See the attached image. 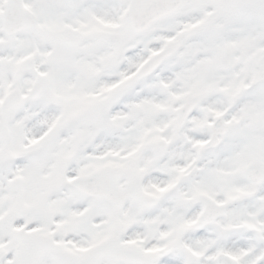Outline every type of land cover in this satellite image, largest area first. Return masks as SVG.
I'll list each match as a JSON object with an SVG mask.
<instances>
[{
    "label": "snow or ice",
    "instance_id": "1",
    "mask_svg": "<svg viewBox=\"0 0 264 264\" xmlns=\"http://www.w3.org/2000/svg\"><path fill=\"white\" fill-rule=\"evenodd\" d=\"M0 264H264V0H0Z\"/></svg>",
    "mask_w": 264,
    "mask_h": 264
}]
</instances>
